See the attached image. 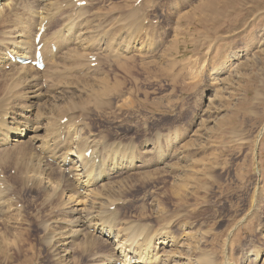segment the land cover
<instances>
[{
  "label": "rangeland",
  "instance_id": "obj_1",
  "mask_svg": "<svg viewBox=\"0 0 264 264\" xmlns=\"http://www.w3.org/2000/svg\"><path fill=\"white\" fill-rule=\"evenodd\" d=\"M26 1L27 6L38 2ZM89 2V10L94 13L92 23L105 24L112 19L115 34L110 35L108 40L116 37L121 45L129 42V51L120 45L112 49L114 44L109 43L113 51L98 50L97 53H104L99 57L91 54L96 57L98 65L91 68L88 63L82 62L77 71L65 65L56 80L57 84L94 85L96 91H85L83 94L84 91L77 92L74 85L72 90L63 87L71 93L70 96V93H63L60 87L52 88L51 81H46L43 92L49 97L44 102L43 113L33 110L28 117L30 123L44 127L38 132L41 140L30 142L24 131L23 136L18 137L19 141L9 142L7 147L0 148V165L5 171L12 169L14 172L9 178L10 190L0 193V264H58L55 253L63 247L71 252L68 264H88V258L83 253L87 249H78L80 238L63 245L65 239L59 234L62 225L54 223L57 217H67L58 208L63 197H54L56 188L53 189V186L25 181V174H33L37 169L49 173L46 165L38 162L43 160L47 163L52 158L46 145L54 133V127L49 129V125L63 115L56 109H52L53 112L49 109L55 104L64 108L68 100L77 104L78 111L72 114V120L86 124L85 131L91 132V136L100 143L107 141L111 147L122 143L125 144L122 145L123 151H139L145 157V168L141 165L131 173L119 172L112 181L128 175L133 180L121 184L126 190L121 187L119 194L124 201L118 206L120 216L126 214L125 219L142 221L153 229L159 226L155 224L160 220V225H171L170 231L180 241L178 245L160 246V254L168 255L173 250L188 258L193 252L191 255L195 259L201 256L209 261L208 264H264V0ZM68 8L63 6L64 15L69 13ZM24 9H18L20 19L24 20L20 21L27 26L34 25L36 20L30 22V16L26 17L30 13L26 14ZM133 13L137 14L133 19H137L145 32L137 34L133 30L136 24L133 28L128 25L132 20L128 22L127 17ZM123 19L127 24L122 22ZM48 21L43 24L52 32L53 25L50 26ZM99 58L108 61L101 63ZM2 71L1 99L5 95L2 89L13 81L12 76L6 73L21 70L5 66ZM74 77L78 79L72 81ZM66 119L69 117H64L62 123ZM45 127L48 128L47 133ZM50 134L51 137H48ZM86 139L76 142L83 146ZM149 140L159 141L166 154L162 163H157L153 153L146 160L143 149H149ZM65 143L69 148V141ZM27 154H31L30 157ZM49 162L47 164L56 167L57 172L52 174L55 178H50L48 174L44 176L56 186L62 168L55 162ZM138 170H147L148 174H138L142 179L138 178L133 173ZM143 175H146L145 178L149 176L144 184ZM136 179L144 180L137 182ZM58 212L64 216L58 215ZM99 240L88 248L99 252L103 258L108 248L106 244L99 243L102 237ZM108 240L111 245L113 240ZM57 261L61 264L59 258Z\"/></svg>",
  "mask_w": 264,
  "mask_h": 264
},
{
  "label": "bare ground",
  "instance_id": "obj_2",
  "mask_svg": "<svg viewBox=\"0 0 264 264\" xmlns=\"http://www.w3.org/2000/svg\"><path fill=\"white\" fill-rule=\"evenodd\" d=\"M79 1H82V0H79ZM89 1L90 0L86 1V5L82 8V6L79 7L77 5V3H78L77 0H38V2L35 3L34 6H27L26 2H28V1H26V0H0V6H1L0 7V71H2L5 66H7V67L9 66V67H12L14 69L16 68V69L21 70L20 72L19 71H12L11 73H6V74H9L12 76L13 81H11L6 86V88L2 89V91L4 90L5 95L3 97V94H1V97H3V98L2 99L0 98V148L1 147H7V144L9 142L19 141L20 139L18 137L23 136L24 131H25V136H27V139H29L30 142L37 143L39 140H41V139H39L41 137L38 135V132L40 129H44V127L41 128V124L39 125V124L30 123L28 117H29V113H31L33 110H35V112L37 111V113H39V112L43 113V107L45 108L44 102L49 97V95L46 94V92L45 93L43 92V88H44L43 86H45L44 83L46 81L47 82L51 81V83L53 84L52 88L60 87V90L66 94L70 93L66 90L67 89L69 90V88L72 90V88H73L72 85H74L75 90L77 92L82 93V91H84L83 94L85 93V91L90 92L92 90H95L94 85H93V87L87 86L86 84H85V86H80L77 83L72 84V82H69L67 85L57 84L56 80L60 77L59 74L63 71V69L65 68V65L67 67L69 65V67L72 71L73 70L77 71L78 68L82 67V62L90 64L91 60L89 58L91 56H93L91 54H94L95 56L99 57V55H101L103 52H105L107 50L119 48L118 45H120L121 47H124L125 51H129L128 50L129 49V47H128L129 42H127V43L122 42L123 45H121L120 41L117 40L116 37L108 40V37L110 35L115 34L114 31H112V30H114V26L111 25V22L113 21L112 19H110L111 20V22L109 21L110 23L109 22H107L105 24H104V22H99L97 24L92 23L93 21H91V18L94 15V13L90 12V10H89V5H90ZM63 3H64L63 6L69 7L68 8L69 13L67 12L68 13L67 15L66 14L64 15V13H63V9H62ZM109 5H108V7H109ZM29 7L31 9H28ZM20 8H22V9L25 8L26 14H27V12L30 13V14H27V16H26V17H28V15L30 16V17H28L29 18L28 20L30 22H35V20H36V23L34 25L30 24L31 26L30 25L27 26L28 24L26 25V23H23L20 21V20H23V18L20 19V14H18V12H19L18 9H20ZM15 12H16V14H15ZM134 14L135 13H133L130 17H127L128 22H129V19L134 22V23H131L132 21H130V23H128V25L130 24L129 26L131 28H133V25L136 24L137 27H136V29H133V30L135 33L138 34L140 32H143L144 30H142L143 28L140 25V23L137 22V19L136 20L133 19L135 17ZM135 15H137V14H135ZM17 18H18V20H17ZM62 18L64 21L62 20ZM32 19H34V20L31 21ZM124 19L122 22L124 24H127V23H125ZM25 20L28 23V20L27 19H25ZM45 20H49L48 22H50V24H51L50 26L53 25L52 26L53 27L52 32H50L51 29L49 30L48 26H45L47 30L42 34V36L40 38V42L43 45L42 54H43V60H45V67L41 70H39V69L36 70L35 67H33L31 64L19 65V63L16 61L17 57L18 58L23 57L24 59L30 58L31 61L34 60V53H35V49H36V45L34 43L35 37H36L37 32L40 30L41 23H43ZM45 23H47V22H45ZM102 26H109V28L103 29ZM129 31L132 32L130 29H129ZM105 37H106V39H105ZM250 39H253V38H250ZM109 43L114 44L112 49H111ZM70 44H72V45H70ZM53 48H55V50H53ZM98 50H101V51L103 50V52L100 51V53H97ZM59 51H60V53L58 54ZM7 52L14 57V60H13L14 63H13L12 59L9 58V56L7 55ZM103 55H104V53H103ZM59 57H62V58L60 61L59 60L57 61V59ZM101 60L102 59L99 60L101 63L102 62L107 63V61H108V59H105V61H101ZM99 61L97 63H99ZM111 62H113V61H111ZM96 65H98V64H96ZM90 69H88V71ZM96 69H98V68H96ZM96 69H94V70H96ZM169 69L171 70V68H169ZM100 71H98V72L100 73ZM120 71H122V69ZM69 72H70V70H69ZM35 73H36V75H35ZM0 75L4 77V72L2 71V74H0ZM18 75H20V76H18ZM61 76H62V74H61ZM80 76L81 75H79V77ZM128 76H129V74H128ZM66 77H68V75ZM68 79H70V78H68ZM76 79H78V78L74 77L71 80L73 81ZM106 84H108V83L106 82ZM104 86L106 87V85H104ZM104 86H102V87H104ZM63 87H65L66 90H63L62 89ZM15 89H16V91H15ZM99 89H100V87H99ZM103 91H106V90L104 89ZM100 93H103V92L101 91ZM8 94H12V95L7 96ZM70 96H71V93H70ZM26 97H28L27 101H26ZM68 101L69 102L65 103L64 108L59 107V106L56 107V104H55L54 107L52 106V108L49 109L51 112H53L52 109L53 110L56 109L57 111L63 113V115L56 119V122H54L55 126L53 123H51L49 125V129L54 127V131H53L54 133L52 134L53 135L52 137H51V134H50V136H48L51 138H49L50 140L48 142H46V145L48 146L47 147L48 149L47 148L46 149H47V151L49 150V152L52 153V155H51L52 158H50V159L53 162H55L57 159L59 160L58 162L57 161L55 162L57 164V166L65 167L67 165H70V167H67V170H68L67 173L69 175L68 176L65 175L64 170L61 169L62 172L59 170L61 172V174H60V177H58V179H57V185L55 184L57 187L54 186L52 183L49 182L50 180L47 177H45L44 174H48L51 178L52 174L55 175V173L57 172L55 170L56 167L54 168L52 165L47 164L49 161H46L47 163H45V161L43 162V160L39 161L38 163L42 162V165H46L45 167H47L49 173H46V172L43 173V171H44L43 169H40V171H39V169H37L38 171H34L33 174L32 173H30V174L26 173L25 174V181H28V182L36 181L38 184L41 183L46 187L53 186V189L56 188V192L54 193L55 194L54 197L60 196V195L63 197L62 200L60 201L61 206L58 208H60V210H61L60 213L66 214L67 217H63V218L57 217V219H55V221H54V223H56V224L58 223V225H60V224L62 225L61 226L62 228H60L61 230L59 231V234H60V237L62 239H65L62 241L63 245H66L69 242V240H73V239L78 240L80 238L79 244H77L79 246L78 249H81V250L87 249L85 252H83V251L82 252L85 253V255L87 256L88 264H116V263H118V264H160V262H161V264H169L170 262H171V264H185V263L186 264H193L194 263L193 261H195L198 264H208L209 261L208 262L205 261V259L202 258L201 256L199 258L195 259L194 256L191 255V254H193V252L190 254L188 253L190 255V256H188V258H187V256L183 257V255H185V254L180 255V254L174 253L173 250L171 252L169 251L170 253H168V255H166L164 253L160 254L159 253L160 252V246L164 247L165 245H168V244L178 245V243L180 241L179 239H177L176 235H174L172 233V231H170L171 225H166V226H164L163 224L160 225V222H161L160 218H158L160 221L157 224H155V226L159 224L160 227L158 226L157 228L153 229L150 226H148L147 224H144L142 221H137V220L133 221V220L125 219L126 217L124 218V216L126 214L124 216L121 215L122 217L119 215V213L117 212L118 206L120 203L124 202L122 200V196L119 195L121 187L123 188V186L121 184H123V182L125 184V181L127 182L129 180L133 182V180L131 179V177L129 175L126 177L120 176L121 178H119V180L117 179V180L112 181V179H115V176L117 178V175L119 174V172L130 171V173H131V171L133 169L137 168L138 166H141V165L144 166V163L146 164V161L144 159L145 157L143 158L141 156L142 154H140L139 151H133L131 149H129V150L127 149L128 151H123L122 145H125V144H122V143H119L120 145L118 144V145H115L113 147H111L109 144H107L108 143L107 141L100 143L98 140H96V138H94V136L93 137L91 136V132L85 131L84 126H86V124L84 125L82 122L78 123L79 121H77V123H75V121L72 120L73 119L72 114L74 112L77 113L76 111H78L77 104H76V101H74V100H68ZM52 105H54V104H52ZM61 105H63V104L61 103ZM66 106H67V108H66ZM78 108H80V107H78ZM8 110L10 112H8ZM70 110L72 111V113L69 116V112H71ZM17 111H20L21 114H18ZM59 112H57V113H59ZM8 113H10V114H8ZM17 115L19 116V118H17ZM79 116H80V113L76 115V118ZM198 116H199V114H198ZM64 117H69V119L68 120L66 119L67 121L64 124H61L60 120H62ZM31 122H33V121H31ZM68 123L70 124V130L71 131L69 130ZM62 125L64 126L63 132L65 131V133H63V132L60 133L61 131H58ZM262 127H264V124ZM87 130H89V129H87ZM45 131H46V133L48 132L47 127H45ZM81 138H83V139L87 138L86 140H83V142H84L83 146L79 145V143L76 142V141L80 140ZM45 141H43V142H45ZM66 141H69V144H70L69 148H66L67 147V144L65 143ZM150 141L151 140H149V144L147 145L149 147V149L148 148L143 149V152L146 153L145 154L146 160L148 159V155L150 153H153V155H155V157L157 159V163H162L163 159L165 158V155H166V154H164L165 152L162 151L161 146L159 144V141H157V140H153L151 142ZM112 144H115V143H112ZM127 146H132V145H127ZM59 149H61V150H59ZM4 150H5V148H4ZM41 150H43V149H41ZM88 151H89V153L86 154ZM111 151H113V152L118 151V152L113 153ZM1 155H3V154H1ZM30 155L31 154H29L28 156L30 157ZM47 155H49V154H47ZM153 155H152V157H153ZM32 156H34V155H32ZM49 157H50V155H49ZM169 157H170V155H169ZM1 158H3V157H1ZM17 158H18V155H17ZM21 158H22V156H21ZM32 162H33V160H32ZM34 162H35V160H34ZM20 163H23V161H21ZM168 163H170V162H168ZM25 164L26 163H24L23 166H25ZM30 165H32V164H30ZM145 166H147V165H145ZM145 166L143 168H145ZM29 170H31V169H29ZM152 171L153 170H151V173H152ZM26 172H29V171H26ZM133 173L137 174L136 177L139 178V176H140V178H141L142 176L138 175V174H145V173L148 174V171L147 170H138V172H133ZM151 173H150V175H151ZM128 174H129V172H128ZM121 175H123V174H121ZM145 176H144V178H145ZM136 177H134L133 179L135 180ZM52 178H55V177L53 176ZM147 178H149V176ZM147 178H145V181L142 182L143 184L145 182H147V180H146ZM136 180H138V179H136ZM143 180H141V181H143ZM141 181L138 180L137 182H141ZM129 185H131V184H129ZM126 186H127V184H126ZM126 186H124V187H126ZM35 187H38V186H35ZM41 188H43V186ZM43 189H45V188H43ZM53 189H52V193H53ZM123 189L126 190L125 188H123ZM49 192H51V191H49ZM124 192H127V191H124ZM52 193H50V194L52 195ZM154 199H155V197H154ZM166 210H168V209H166ZM156 211H158V209ZM60 213L58 212V215L64 216L63 214H60ZM146 213H148L150 215V212H146ZM157 213L158 212H156L154 215H156ZM140 215H142V214H140ZM144 217H146V216L144 215ZM144 217L141 219L143 220ZM146 219H149V218L147 217ZM167 220H170V219H167ZM155 226H153V227H155ZM99 237L103 238V240H101V242H99V243L104 244L103 246H105V244H106L107 245L106 247L108 248V249H106V250H108V253L105 252L106 254L104 253L105 255L103 256V258H101L102 256L99 254V252H96L93 249L88 248L91 246L93 247L94 244L98 243ZM187 238H185V240ZM108 239L113 240L111 245H110V243H109L110 241ZM163 247H161V249H163ZM81 250H79V251H81ZM194 250L195 249L193 248V251ZM71 251H72V249H71ZM248 252L249 251H247V253ZM70 253L71 252L69 249L63 247V249L60 250V252L55 253V255H56L55 258L57 257V260L59 258L61 264H68V261H69L68 257L70 255ZM203 255H205V254H203ZM70 259H71V257H70ZM184 259H186V260L184 263H182L181 261ZM207 259L209 260V258H207ZM57 260H56V262L58 264H60L59 261H57Z\"/></svg>",
  "mask_w": 264,
  "mask_h": 264
}]
</instances>
